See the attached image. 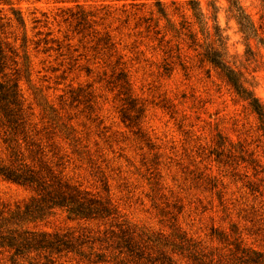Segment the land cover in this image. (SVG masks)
Segmentation results:
<instances>
[{
  "label": "rangeland",
  "instance_id": "obj_1",
  "mask_svg": "<svg viewBox=\"0 0 264 264\" xmlns=\"http://www.w3.org/2000/svg\"><path fill=\"white\" fill-rule=\"evenodd\" d=\"M195 1L0 0L26 135L116 209L80 220L57 208L26 223L90 236L84 255L34 264H255L243 250L264 262V131L211 61L264 107V0ZM6 129L0 117L7 162ZM32 194L0 175V210Z\"/></svg>",
  "mask_w": 264,
  "mask_h": 264
},
{
  "label": "trees",
  "instance_id": "obj_2",
  "mask_svg": "<svg viewBox=\"0 0 264 264\" xmlns=\"http://www.w3.org/2000/svg\"><path fill=\"white\" fill-rule=\"evenodd\" d=\"M191 2L198 4L195 0ZM13 52L14 49L10 42L0 32V117L4 120V125L8 127L6 129L8 136L4 142L9 151L7 162L0 158V175L11 182L29 188L33 194L23 206L16 205L12 210H0V251L11 252L9 257L11 264H22L23 260L34 264V262L38 263L40 258L50 260L51 255L61 252H75L84 255L83 247L90 241V236L85 233L76 235L74 231L45 232L25 227L26 223L42 220L57 208L65 209L69 217L80 220L109 219L116 215V209L109 199L96 196L89 190L66 180L62 171L55 168L59 166V163L53 164V160L44 153L42 143L35 139L33 134L31 137L26 135L18 77L14 76L16 71H8L11 69L9 53ZM211 61L224 70L228 81L237 93L249 100L264 131L263 105L246 92L232 70L226 68L217 58H212ZM19 131L25 132L27 153L19 146L17 139ZM135 244L130 237H125L119 242V247H123L122 249L125 247L127 251L133 253ZM192 249L193 252H197V249ZM246 251L243 250L241 259L248 255V258L244 259L246 262L264 264L259 259L261 254ZM33 253L35 256L30 257ZM253 255L256 257H252Z\"/></svg>",
  "mask_w": 264,
  "mask_h": 264
}]
</instances>
